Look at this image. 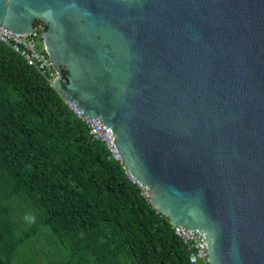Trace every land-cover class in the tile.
Segmentation results:
<instances>
[{
    "label": "water",
    "instance_id": "95a60500",
    "mask_svg": "<svg viewBox=\"0 0 264 264\" xmlns=\"http://www.w3.org/2000/svg\"><path fill=\"white\" fill-rule=\"evenodd\" d=\"M0 26L40 31L53 88L210 264H264V0H0Z\"/></svg>",
    "mask_w": 264,
    "mask_h": 264
},
{
    "label": "trees",
    "instance_id": "16d2710c",
    "mask_svg": "<svg viewBox=\"0 0 264 264\" xmlns=\"http://www.w3.org/2000/svg\"><path fill=\"white\" fill-rule=\"evenodd\" d=\"M189 253L53 86L0 44V264H190Z\"/></svg>",
    "mask_w": 264,
    "mask_h": 264
},
{
    "label": "built area",
    "instance_id": "2783aa9c",
    "mask_svg": "<svg viewBox=\"0 0 264 264\" xmlns=\"http://www.w3.org/2000/svg\"><path fill=\"white\" fill-rule=\"evenodd\" d=\"M37 34L36 31L29 35L18 34L0 26V44L9 47L27 66L34 68L39 75L53 86L56 73L52 70L47 55L37 46ZM66 104L68 108L87 125L92 138L105 144L110 158L121 164V158L115 146L114 137L110 129L105 127L98 119H91L80 113L73 103ZM128 178L143 189V195L148 198L146 188L142 187L138 181L136 182V180L129 177V175ZM172 229L175 236L183 242L190 252L188 257L190 264H210L207 241L202 232L175 225H172Z\"/></svg>",
    "mask_w": 264,
    "mask_h": 264
},
{
    "label": "rangeland",
    "instance_id": "374dc122",
    "mask_svg": "<svg viewBox=\"0 0 264 264\" xmlns=\"http://www.w3.org/2000/svg\"><path fill=\"white\" fill-rule=\"evenodd\" d=\"M37 46H38V48H39L40 50L43 49V44H42V42L39 41V40H37Z\"/></svg>",
    "mask_w": 264,
    "mask_h": 264
},
{
    "label": "bare ground",
    "instance_id": "6f19581e",
    "mask_svg": "<svg viewBox=\"0 0 264 264\" xmlns=\"http://www.w3.org/2000/svg\"><path fill=\"white\" fill-rule=\"evenodd\" d=\"M137 182V181H136Z\"/></svg>",
    "mask_w": 264,
    "mask_h": 264
}]
</instances>
